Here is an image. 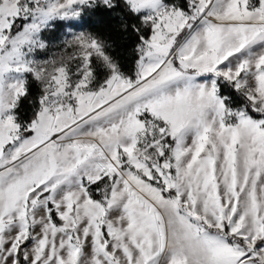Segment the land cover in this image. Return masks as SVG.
Returning a JSON list of instances; mask_svg holds the SVG:
<instances>
[{
    "label": "snow or ice",
    "instance_id": "snow-or-ice-1",
    "mask_svg": "<svg viewBox=\"0 0 264 264\" xmlns=\"http://www.w3.org/2000/svg\"><path fill=\"white\" fill-rule=\"evenodd\" d=\"M0 264H264V0H0Z\"/></svg>",
    "mask_w": 264,
    "mask_h": 264
},
{
    "label": "trees",
    "instance_id": "trees-1",
    "mask_svg": "<svg viewBox=\"0 0 264 264\" xmlns=\"http://www.w3.org/2000/svg\"><path fill=\"white\" fill-rule=\"evenodd\" d=\"M89 16L87 21L89 33L97 35L112 44L113 55L120 61L123 70L130 73L134 67L135 57L132 55V48L136 41L133 35H126L121 29L122 18L115 14L107 15L103 12ZM123 20L128 23H138V21L126 17ZM25 111L30 115L27 105Z\"/></svg>",
    "mask_w": 264,
    "mask_h": 264
},
{
    "label": "rangeland",
    "instance_id": "rangeland-1",
    "mask_svg": "<svg viewBox=\"0 0 264 264\" xmlns=\"http://www.w3.org/2000/svg\"><path fill=\"white\" fill-rule=\"evenodd\" d=\"M89 15L84 18V21L82 22L80 27H77L73 29L74 32H89L88 31V19ZM66 35V30L64 28H57L55 31H49L44 33V37L46 40H48L51 43V47L47 52H42L41 53V58H51L53 54L61 52L63 50V38ZM70 51V50H69Z\"/></svg>",
    "mask_w": 264,
    "mask_h": 264
}]
</instances>
